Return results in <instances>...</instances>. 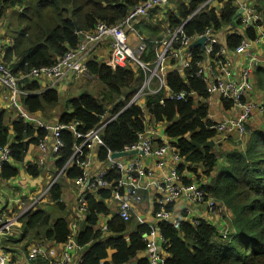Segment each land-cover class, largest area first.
Wrapping results in <instances>:
<instances>
[{
  "label": "trees",
  "instance_id": "1",
  "mask_svg": "<svg viewBox=\"0 0 264 264\" xmlns=\"http://www.w3.org/2000/svg\"><path fill=\"white\" fill-rule=\"evenodd\" d=\"M142 1L0 0V17L7 9L14 11L9 18L10 32L7 33L12 41L6 46L1 60L15 76L50 66L66 51L77 47L80 33L91 32L99 22L109 26L118 24ZM204 1L168 0L164 7L170 9L165 14H158L160 8L157 7L149 18L132 21L135 29L147 40L141 60L147 62L153 58L154 42L161 39V31L171 33ZM214 3L223 6L217 11L211 5H205L196 12L184 26L187 36L202 34L208 28L217 35L225 27H230L237 7L230 0H215ZM256 12L264 15V7L256 8ZM237 22L235 20V27ZM162 23L167 24L165 30L161 28ZM261 23L264 25V18ZM261 23L259 21L255 26ZM224 36L225 49L233 51L243 38L253 41L257 33L250 27L242 35L226 32ZM105 44L109 45L106 42L97 49ZM190 51L192 60L187 69L182 70L175 65L165 74V83L172 94L186 92L188 95L181 100L170 99L165 98L164 90H159L145 95L143 105L129 104L142 85L143 73L139 68L111 67L95 57L88 60V73L103 85L104 98L111 104L110 115L105 117L106 110L89 93L69 99V111L57 119L64 128L59 135L62 147L51 155L54 164L50 165V171L56 181L48 189L49 202L44 206L34 205L19 219V235L26 239L27 244L51 241L63 245L72 235L71 221L64 213L63 185L57 177L60 172V176L70 180L81 175L82 170L77 165H67V162L73 154L74 144L81 142L82 138L76 139L68 125L74 124L78 133L86 134L101 121L105 122L117 114L101 132L103 145L96 151L98 161L103 162L109 152H120L134 146L138 135L149 127L157 129L156 125L165 124L164 135L175 140L184 161L179 169L188 172L184 181L201 184L211 197L224 203L230 213L226 239L219 234L222 225L218 227L203 219L196 225L189 221H181L178 226L159 223L158 230L167 255L165 264H264V76L258 82L263 91L262 110L255 111L257 117L252 125L246 124L245 134L231 136L234 140L225 146L222 157L225 160L219 167L214 147L222 141L209 118L206 85L196 75L203 61V48L197 45ZM26 88L33 94L22 97L21 105L30 115L34 116L44 106L58 101V92L54 88L42 92L33 80ZM222 106L227 110L233 104L223 101ZM7 111L0 108V146L9 148L12 162L0 167V177L12 179L24 167L28 175L36 178L42 174V167L37 162H25V158L30 146H37L49 131L18 116L12 119ZM146 119L151 123L147 125ZM42 121L45 122L44 117ZM157 141L156 144H161ZM84 150L88 153L87 148ZM216 169L213 181L202 184L200 175L210 176ZM116 177L118 174L110 170L105 179L113 181ZM110 195L111 191L107 189L86 192L83 225L73 234L76 244L83 249L79 264H127L147 249L143 234L148 233V228L134 218L124 222L113 212L111 220L106 222V230L98 225L100 216L110 213L106 203ZM166 209L170 210L171 204ZM8 238L1 239L3 246L12 241ZM136 264H148V261L138 258Z\"/></svg>",
  "mask_w": 264,
  "mask_h": 264
},
{
  "label": "built area",
  "instance_id": "2",
  "mask_svg": "<svg viewBox=\"0 0 264 264\" xmlns=\"http://www.w3.org/2000/svg\"><path fill=\"white\" fill-rule=\"evenodd\" d=\"M214 2L215 0H205L170 35L156 40L154 42L156 44L154 56L147 62L140 58L147 48L146 38L138 35L137 41L132 42L130 40L129 34H135L136 32L132 21L138 18H149L155 8H163L168 3V0H143L134 6L118 24L109 26L103 22L97 23L91 32L80 33V41L77 47L66 51L54 64L38 69H31L27 74L20 76H15L1 60L5 44L0 40V88L6 92L5 109H14L18 113L17 116L25 122L33 121L37 127L49 131L38 142L37 149L41 156L36 161L37 164L42 167L45 158L56 154L62 147L59 135L64 127L57 122L48 124L40 119L31 118L23 111L21 98L33 94L27 90L26 86L32 80L36 82L46 81L47 84L41 89L43 92L55 87L69 76H85L88 74L86 66L88 60L97 47L106 42H109L110 45L108 65L111 67L131 66L135 69L139 68L142 71L144 76L142 85L131 98L129 104L135 103L143 105L142 100L145 95L156 93L162 89H166L167 94L165 98L181 100L188 95L186 92H180L178 94H172L170 92L165 83V70L175 65L179 68L181 67L182 70L187 69L192 60L190 45L195 40L204 37L205 41L201 46L203 48V61L199 64L196 75L206 85V91L209 94L208 104H210V100L213 97H217L221 105L223 101H231L233 104L232 107L239 108V113L236 116L223 113L220 119L210 120L214 122L213 126L219 134V140H228L231 138L232 132L240 135L245 134L247 132L246 124H248L249 118L255 111L262 110L260 108L261 104L245 99L246 95L252 90L250 76L252 63L255 60L252 53V46L259 44L261 37L257 34L256 39L253 41L243 38L238 46L231 51L235 56L245 59V66L241 69L238 82H223L215 72L205 66V64H210L211 62L217 63L218 65L225 63L227 50L225 49V45L215 35L216 33L208 28L202 34L189 37L184 31V26L196 12H200L205 5L210 6ZM240 8L242 12L236 18L238 24L229 31L232 34L242 35L247 28H256L257 26L255 24L260 20L259 14L253 8L247 6H241ZM154 84L157 85L156 89L153 88ZM227 110L225 109V111ZM116 115L110 117L105 122L101 121L99 126L86 134L78 133L75 129L76 125L74 124L68 125V128L73 132L76 139L82 138L81 142L74 144L73 154L67 162V165L75 164L82 170L81 175L73 180L77 188L73 208L78 213L85 214L87 191L97 189L111 191L110 198L106 199L107 206L110 209L109 215L105 216L106 222L111 220L112 213L115 212L124 222H128L134 218L140 224H145L148 228V233H144L143 236L145 235L146 237L143 238L147 246L146 259L148 264H165V255L160 251L158 244V242H163L159 234L158 224L168 223L173 226H178L181 221H189L196 225L200 221L199 218L194 217V212L190 209H187L189 213L186 216L181 214L180 211H177L175 206L179 201H184L187 204H205L209 213L214 215L216 212L218 214L225 213L229 217L228 219H230V213L226 205L211 197L203 189L201 184L184 181V178L187 176L185 174L186 170L179 169V166L184 161L175 146V140L168 139L164 136L162 137L161 144H156V141L160 140V135L156 128L149 127L143 133L139 134L138 142L134 146L127 147L120 152H109L106 159L102 162L104 168L98 172H91L93 166L92 152L94 149L103 145L101 132L105 125L114 119ZM84 148H87L88 153H86ZM114 153H127V155L112 157ZM142 158L151 161L153 163V169L158 170L159 175H155L154 171L148 167V163L142 160ZM168 161L169 165L165 170L164 166ZM8 162H12L9 148L0 146V167ZM110 170H114L118 174V177L113 181H107L105 179V176H107ZM55 180L56 178L48 184L45 193L48 192V189ZM150 189L154 190L155 198L152 203V218L151 220H146L138 213L137 207L144 200V192ZM1 195L2 187L0 185V198ZM24 201H19V212L12 217H8L4 212L0 211V264H15L10 252L4 248L1 239L14 227H18L20 225V217L35 205L32 202L26 208ZM169 204H171L170 210L166 209V206ZM106 222L101 225L102 230H106ZM226 224L227 226H225ZM70 228L72 235L58 252L54 248L45 247L43 242L29 244L25 254L26 264H67L74 255V252L81 249L73 237L76 231L75 223L70 222ZM219 234L222 238L226 239L228 237L229 225L227 221L220 228Z\"/></svg>",
  "mask_w": 264,
  "mask_h": 264
},
{
  "label": "crops",
  "instance_id": "3",
  "mask_svg": "<svg viewBox=\"0 0 264 264\" xmlns=\"http://www.w3.org/2000/svg\"><path fill=\"white\" fill-rule=\"evenodd\" d=\"M227 1H229V0H225V2H227ZM230 1L237 7V10L241 6L251 7V8H253L254 11H256V8L264 7V0H230ZM211 6L214 7L218 11L223 6V4L213 3V4H211ZM254 7H255V9H254ZM257 13L260 16L259 21L261 23V21L264 18V15L262 14V12H257ZM236 18H235V20H237ZM143 19H147V18H143ZM235 20H234L233 26H230L229 28L225 27L223 29V32L225 31L224 33L221 31L220 33H218L216 35L222 44L225 43L224 34L226 32H229L231 30V28H233L235 26ZM236 24H238V22ZM254 29H255L256 33L258 34V36L261 37V41L259 44H254L252 46V53H253V56L255 58V60L252 63V71H251V76H250L251 84H252V90L249 94L246 95L245 99L247 101H254V102L261 104L263 91L260 89L258 82L261 79V77L263 78V76H264V25L261 23L259 26H257ZM138 35H140V34L136 29L135 34H129L130 40L132 42L137 41ZM0 40H2V42H4V38L1 34H0ZM11 41H12V38L10 37V42ZM107 43H109V42H107ZM4 44H5V42H4ZM108 50H109V45L105 44L104 46L99 47L97 50H95V52L92 54L91 58L95 57L99 60L105 59L104 62L108 63L107 62L108 61ZM4 51H5V49H4ZM244 60H245L244 58L239 57V56H235L231 51L227 50V56L225 58V63L218 65L217 63L211 62L210 64H205V66L209 70H212L213 72H215V74H217V76L220 79H222L223 82H227V81L238 82L240 79L241 69L245 66ZM67 78H71V77H67ZM143 78H144V76H143ZM37 84L40 86L41 89H43L47 83H46V81H42V82H37ZM55 87H53V88L56 90ZM153 88L156 89L157 85L154 84ZM0 90H1V88H0ZM166 94H167L166 89H164V96ZM142 101L144 102L145 99L143 98ZM5 105H6V100L3 99L2 93H0V108L5 109ZM235 108H237V109H236L235 113L233 114V111L235 110ZM6 110H9V109H6ZM221 110H223V107L221 105L220 100H218L217 97H213L210 100V104H209V118L211 120H216L215 117H217V119H219L221 117V115L223 114V112H221ZM238 113H239V108L238 107H232L230 110H227L224 114L236 116ZM256 115L257 114L255 113L254 117L252 116L250 118V121L248 120L249 121L248 125H250V124L252 125L254 123V119L257 117ZM31 118L35 119L34 116ZM27 123L35 125L33 121H28ZM156 127H157L159 135H160L159 141L161 142L162 137L165 136L164 135L165 124L156 125ZM159 141H157V143H159ZM96 151H97V149H94L92 152V154H93V166H92L91 172H98L99 170L104 168V164L97 160ZM38 155H39V150L37 149V146H30L29 153L27 154V156L25 158V162L35 163L39 158ZM142 160H144L148 163V167H150L154 171L155 175H159L158 170L153 169V163L151 161L146 160L145 158H142ZM168 165H169V161L166 162V164L164 166L165 170L167 169ZM48 166H50V165L48 164ZM185 174L188 175V172H185ZM41 177L45 178L43 173L36 178H32L30 175H28L26 173V171L24 170V167L20 168L18 176L14 177L12 179H2L0 177V185L2 187V194H4V196L1 195V198H0V201H1L0 211L4 212L6 214V216H8V217L14 216L15 212L18 208L20 200H29V199L31 200L33 198V196H35L39 192V188H40L39 184L42 182V180L40 179ZM208 181H209L208 184H210V182L213 180L209 179ZM8 185L16 188L15 197H10L11 192H10V189L8 188ZM144 194H145L144 195L145 196L144 202H142V204L140 205L142 207V209H141V211H139L138 208L140 206H138L137 211L146 220H151V218H152L151 211L153 208L152 203H153V200L155 198V192L153 189H150L148 191H145ZM143 207L146 208L145 211L143 210ZM185 207H187V208H185ZM175 209L177 211H180V213L183 214L184 216H186L189 213L187 211V209H190V210H192V212H194L193 213L194 217L206 220L208 223H211L214 225L218 224L217 225L218 227L220 225L223 226L222 221H220V219L216 215L211 214L207 211L205 204H197V203L196 204H194V203L187 204L184 201H179L176 204ZM67 218L69 221L71 220V222L75 223L76 229H78L80 226L83 225L84 215L81 213H78L73 207H71L70 210L68 211ZM105 222H106V217L103 215L100 216L98 225L101 226ZM20 225H21V223H20ZM20 225L18 227H14L11 231H9L6 234V237L11 238L12 241H10L11 239L8 238L7 240H9L10 242L8 241L9 244L8 245L6 244V246H4V248L10 252L11 258L15 262V264H26L25 254H26V251H27L29 244H27L26 239H22V237L19 235L20 234V232H19ZM158 244H159L160 251L166 257L167 255H166V252L163 248V242H158ZM44 245L47 248L48 247L54 248L57 252L59 250H61L63 247L62 245L55 244L51 241L44 242ZM6 247H8V248H6ZM82 254H83V249L75 251L74 255L72 256L73 257L72 260H70L67 264H79ZM146 257H147V251L145 250L144 252L140 253L136 258L132 259L127 264H136L138 258H146Z\"/></svg>",
  "mask_w": 264,
  "mask_h": 264
},
{
  "label": "rangeland",
  "instance_id": "4",
  "mask_svg": "<svg viewBox=\"0 0 264 264\" xmlns=\"http://www.w3.org/2000/svg\"><path fill=\"white\" fill-rule=\"evenodd\" d=\"M169 9H170L169 7L168 8L164 7L163 9H161V8L158 9L157 12H158V14H161V13L165 14L166 10H169ZM12 14H14V11L7 9L2 14V17H0V34L4 38L5 48L10 43V37L6 33L10 32V25L8 22H9V18L12 16ZM166 27H167V24H165V23L161 24V28L163 30H165ZM11 29L14 30V28H11ZM160 34H161V38H165L168 35H170L169 31H161ZM108 51L110 54V49ZM103 61H105V59ZM167 72H168V69L165 70V73H167ZM69 77H71V78H65L55 87L57 92H58L57 103L48 104V105L44 106V108L41 110V112L34 114V117L36 119L42 120L44 117L45 122H47V123L57 122V119L60 117L61 114L69 111V99L77 97L82 93H89V94L93 95L94 97H96L100 101V103L102 104L104 109L106 110L105 111L106 112L105 117H108L110 115L111 104L104 98V93H103L104 87L101 83H99L97 81V79L95 77L91 76L89 73L86 74L85 76H78V77L69 76ZM0 93H2V97L5 100L6 92L2 89V90H0ZM236 109L237 108H235V110L233 111V114L235 113ZM223 110H221V112L225 113L226 112L225 109H223ZM23 111H25L26 114H28L30 117L33 116V115H30L24 107H23ZM7 114L12 119H16L18 113L16 110L10 109L7 111ZM147 118H148V116H147ZM215 118L217 119V117H215ZM150 123H151V121L147 120V125ZM236 134L238 135V133L232 132L231 136H234ZM232 139L234 140V138H229L228 140H221L222 142L215 144L214 153L218 157L219 167L221 166V164L225 160L224 158H222L223 154L225 153V146L230 144L229 141L233 142ZM40 156L41 155L39 152L38 157H40ZM48 164L49 165L54 164V158L53 157L48 156L47 158H45L44 164L42 166V173H43L45 178H43V177L40 178L42 180V182L39 184V186H40L39 192L35 196H33V198L31 200L29 199V200L24 201L26 208H28L32 202L35 204V206L37 205V207H39L41 205L44 206L47 202H49L48 195H47V193H45V190L47 188V185L54 179L55 175L53 174L52 171H50L51 166H48ZM217 171H218V169H216L214 172H212V174L210 176H205L204 174H201L200 175L201 183L202 184H208L209 183L208 180L209 179L213 180V178L217 174ZM57 178H58L57 181L63 185L62 199L66 203V211L64 213H68L70 208L73 207V205H74V196L77 193V188L75 186L74 181L67 179L64 175L60 176V174H59V177H57ZM8 188L10 189V192H11L10 197H15L16 188H14L10 185H8ZM2 196H4V194H2ZM143 202H144V200H143ZM141 209H142V207L140 206L138 208V210L141 211ZM143 210L145 211L146 208L143 207ZM18 212H19V209L17 208L15 214H17ZM215 215L220 219V221H222L223 225H224L225 221H227V219L229 218L225 213L218 214L216 212ZM53 217H55V215H53ZM225 226H227V224ZM72 258H71V260H72Z\"/></svg>",
  "mask_w": 264,
  "mask_h": 264
},
{
  "label": "water",
  "instance_id": "5",
  "mask_svg": "<svg viewBox=\"0 0 264 264\" xmlns=\"http://www.w3.org/2000/svg\"><path fill=\"white\" fill-rule=\"evenodd\" d=\"M241 11H242V9L239 8V9L235 12L234 16L232 17V21H231L230 26H233L235 18L241 13ZM204 41H205V38H204V37H203V38H200V39H197V40H195V41L190 45V48H193V47H195V46H197V45L202 46V45L204 44ZM121 155H127V153H114V154L112 155V157H118V156H121ZM143 237L145 238L146 236L144 235Z\"/></svg>",
  "mask_w": 264,
  "mask_h": 264
}]
</instances>
